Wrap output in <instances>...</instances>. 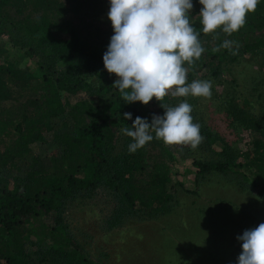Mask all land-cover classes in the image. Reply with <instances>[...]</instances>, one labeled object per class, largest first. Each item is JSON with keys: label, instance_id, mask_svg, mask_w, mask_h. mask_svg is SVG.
<instances>
[{"label": "trees", "instance_id": "trees-1", "mask_svg": "<svg viewBox=\"0 0 264 264\" xmlns=\"http://www.w3.org/2000/svg\"><path fill=\"white\" fill-rule=\"evenodd\" d=\"M192 3L190 23L205 51L192 66L185 62L187 83L229 78L244 55L264 57V0L231 35L203 33V6ZM109 9L110 0H0V264H105L67 221L73 203L98 193L108 230L129 217L163 216L175 203L176 151L190 145H165L152 132V141L129 153L133 141L121 129L137 116L151 123L164 114L161 103L176 106L177 97L146 105L121 98L103 63L114 34ZM224 40L239 44L237 54L213 51ZM246 97L225 104L229 121L247 132L242 150L191 113L203 137L199 157L190 158L194 177L251 172L264 189V103L258 111Z\"/></svg>", "mask_w": 264, "mask_h": 264}, {"label": "rangeland", "instance_id": "rangeland-1", "mask_svg": "<svg viewBox=\"0 0 264 264\" xmlns=\"http://www.w3.org/2000/svg\"><path fill=\"white\" fill-rule=\"evenodd\" d=\"M27 60H22L23 66ZM229 68V78L199 79L211 81V98L178 96L177 102L187 101L197 119L221 131L242 150L249 139L247 132L229 121L225 104L242 94L261 111L264 57L247 54ZM178 148L179 163L172 176L175 203L167 214L129 217L120 227L108 230L102 228L106 215L102 193L71 205L67 221L92 257L100 256L105 264H237L242 251L237 236L264 223L263 187L251 172L244 173L246 179L241 173L214 171L194 177L190 158L199 157L200 151L190 146Z\"/></svg>", "mask_w": 264, "mask_h": 264}, {"label": "clouds", "instance_id": "clouds-1", "mask_svg": "<svg viewBox=\"0 0 264 264\" xmlns=\"http://www.w3.org/2000/svg\"><path fill=\"white\" fill-rule=\"evenodd\" d=\"M260 0H199L200 23L203 33L221 29L231 35L246 23L248 13L255 12ZM192 0H110L108 18L114 34L110 38L103 63L109 74L117 79L121 98L132 103L148 104L153 97L163 101L165 96L211 98V81L194 80L187 83L188 66L199 60L205 51L199 32L190 23ZM235 41L224 40L213 49H232ZM163 115L153 114L151 123L137 116L131 128L121 132L132 138L128 152L135 153L155 138L165 145H190L195 149L203 140L200 124L193 122L192 106L187 101L167 106ZM132 119L130 112L123 114ZM242 251L237 264H264V223L246 229L237 236Z\"/></svg>", "mask_w": 264, "mask_h": 264}]
</instances>
